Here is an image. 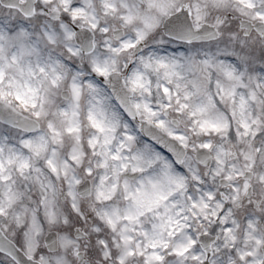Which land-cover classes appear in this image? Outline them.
<instances>
[{
  "label": "snow or ice",
  "instance_id": "1",
  "mask_svg": "<svg viewBox=\"0 0 264 264\" xmlns=\"http://www.w3.org/2000/svg\"><path fill=\"white\" fill-rule=\"evenodd\" d=\"M0 264H264V0H0Z\"/></svg>",
  "mask_w": 264,
  "mask_h": 264
}]
</instances>
